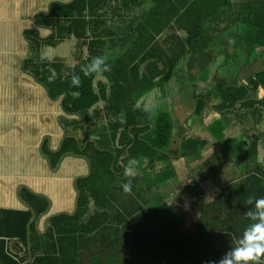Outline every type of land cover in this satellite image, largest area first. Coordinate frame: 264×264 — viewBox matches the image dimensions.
Here are the masks:
<instances>
[{
  "label": "trees",
  "instance_id": "trees-1",
  "mask_svg": "<svg viewBox=\"0 0 264 264\" xmlns=\"http://www.w3.org/2000/svg\"><path fill=\"white\" fill-rule=\"evenodd\" d=\"M36 1L33 7L21 0L19 14L20 19L29 16L35 29L26 30L22 37H4L1 50L12 53L15 50L3 44L20 42V53L25 56L23 72L44 88L49 100L59 98L58 112L33 116L32 124L24 129L31 137L26 142L28 145L0 147V264H21L28 259L27 225L32 213L17 199L16 190L22 185L31 192L22 188L20 197L36 216L48 208V201L37 194L52 203L49 212L40 217V232L44 231L47 218L60 214L49 220L44 235L31 225V264H111L103 255L112 254L115 246L124 242L132 251H139V264H220L231 259V250L241 244L246 230L254 234L258 229L264 231L260 227L264 224V161L255 170H248L236 188L213 187V199L209 203H204L201 195L182 200L180 208L166 203L162 192L177 180V160L170 150L174 123L167 113L139 108L137 103L156 87L164 88L175 65L168 60L158 81L141 79L140 83L123 84L118 76L111 84L110 93L104 89L98 91L97 70L90 61L98 56L95 48L99 42L90 39V31L92 17L108 0H45L41 10L36 9ZM193 1L191 6L197 8L201 0ZM226 4L230 5L229 0ZM236 9L242 13L239 37L254 47L263 61L250 87L264 89V0H242ZM201 26L198 24V29L185 35L183 44L179 43L196 56L206 52L204 44L211 37L200 33ZM153 39L151 36L148 42ZM72 40L87 50L76 66L67 68L59 60L40 59L43 46L55 47ZM136 73L134 66L130 75L137 81ZM73 76L80 77L79 87L72 84ZM250 90L246 85L226 87L215 109L230 110L242 101L245 102L234 111L250 109L257 105L247 100ZM199 106L197 102L196 115ZM151 112H155L154 117ZM257 113L259 116L260 112ZM252 115L250 112L245 117ZM214 127L221 130L218 122ZM64 130L67 138L61 150L51 153L44 145L43 153L53 168L63 154L76 156L65 157L59 169L51 172L40 154V145L49 136L53 150H58ZM74 136L79 137V143ZM204 143L200 134L189 132L175 154L185 163L200 153ZM85 158L91 163L92 174L77 182L78 209L75 215L68 216L75 209L73 181L88 174ZM128 167L134 176L124 175ZM129 180L132 190L125 193L122 186ZM14 240L18 242L8 248ZM17 248L23 257L18 256ZM260 264H264V257Z\"/></svg>",
  "mask_w": 264,
  "mask_h": 264
},
{
  "label": "crops",
  "instance_id": "crops-1",
  "mask_svg": "<svg viewBox=\"0 0 264 264\" xmlns=\"http://www.w3.org/2000/svg\"><path fill=\"white\" fill-rule=\"evenodd\" d=\"M25 1L34 7L35 0ZM193 2L108 0L92 17L90 39L101 43H97L95 50L100 57L112 58L96 69L95 87L110 93L111 84L118 76H121L118 81L123 84L140 83L141 79L158 81L166 69L164 64L171 61L176 69L165 87H156L144 94L137 107L158 106L170 112L174 123L172 141L179 137V147L189 132L204 137L205 143L197 156L189 157L185 163L180 155L176 157L177 178H181V174L183 178L196 180L211 189L236 188L248 170H255L264 161V89L252 90L250 87V81L261 71L263 61L256 49L239 37L242 26L238 22L242 13L236 12V6L242 4V0H229V6L226 0H201L197 8L191 6ZM44 4L45 0H37L36 9L41 10ZM20 8L21 0H0V147L28 145L26 142H30L31 137L24 129L32 124L33 116L58 112L59 98L49 100L44 88L23 72L25 56L20 53V42L3 44V47H12L15 50L12 53L1 50L4 37H22L26 30L35 29L29 16L20 19ZM198 24H202L200 33L211 37L204 44L206 52L196 56L188 53L185 47L181 48L179 43L183 44L184 36L194 33ZM146 36L149 39L154 36L153 41L148 44ZM51 50L55 51L54 57L50 56ZM86 55V48L79 47L75 40L64 41L55 47L43 46L39 51L42 61L59 60L67 68L76 66ZM106 64L110 71L104 70ZM180 64L183 71H177ZM134 66H137V81L130 75ZM240 85L249 86L247 100L257 105L235 112L245 102L242 101L233 109L217 111L215 107L221 102L222 90ZM197 102L200 103L198 115ZM256 111L260 112L259 116ZM228 112L230 114L226 115ZM250 112L253 115L245 117ZM216 122L222 131L214 127ZM44 145L48 149L47 143ZM50 149L53 150L51 138ZM17 242L12 241L8 248ZM28 246L27 242V250ZM15 251L23 257L21 249ZM28 260L29 256L21 264H27Z\"/></svg>",
  "mask_w": 264,
  "mask_h": 264
},
{
  "label": "rangeland",
  "instance_id": "rangeland-1",
  "mask_svg": "<svg viewBox=\"0 0 264 264\" xmlns=\"http://www.w3.org/2000/svg\"><path fill=\"white\" fill-rule=\"evenodd\" d=\"M237 10L238 9H236V12H238ZM148 36H146V38H147V43L149 44V42H148L149 37ZM54 54H55V51L51 50L50 56L54 57ZM111 59H112L111 57H105V60H111ZM181 65L182 64L179 65L177 71L178 70H181V71L184 70V68L181 67ZM225 66H224V68H225ZM228 68H231V66L228 65ZM184 75L186 76V74H184ZM176 77H177V74L174 76V78H176ZM210 87H211V85H210ZM147 110H155V112H157L158 110L166 111V109L162 110L158 106H153ZM155 112L150 113L152 117L155 116ZM167 112L168 111H166L165 113H167ZM167 114L172 118V115L170 112H168ZM179 141H180L179 137L175 138L172 141V147L170 149L172 152L171 154L174 157L178 156L175 154V151L179 147ZM182 166H185V164H182ZM180 176H181V178H177V180L173 181V182H175V184L172 183L170 188H168L167 190H164L162 192L164 199H165L166 203L168 204V206H176V207L180 208L181 207L180 203L182 200H184L186 198H190L191 196L194 197L197 195H201L204 198L203 199L204 203L211 202V200L213 199V194L211 192L210 186H204V184H202V183L199 184L198 182L196 183L195 182L196 180L193 181L192 179L189 181V179L187 180L186 178H183V176L181 174H180ZM190 183H192L193 186ZM160 223H162V221H160ZM188 236L192 237V235H188ZM122 240H124V239H122ZM131 249L132 248H130L128 246V244L126 242H124V245H121V246L116 245L115 246V252H112V254L106 252V254L103 255V253H102V255L105 256V258H108L109 263H111V264H133V263L139 264V261L137 260L138 256L140 255L139 251H137V249L132 251ZM160 250H162V248ZM113 253H116L117 256H116V254H113Z\"/></svg>",
  "mask_w": 264,
  "mask_h": 264
},
{
  "label": "clouds",
  "instance_id": "clouds-1",
  "mask_svg": "<svg viewBox=\"0 0 264 264\" xmlns=\"http://www.w3.org/2000/svg\"><path fill=\"white\" fill-rule=\"evenodd\" d=\"M91 62V67L93 69H99L100 65L105 64V58L97 56L93 57ZM105 71H110V66L106 64L104 69ZM99 76V75H98ZM72 84L76 87L80 85V77L73 76ZM135 163V162H133ZM125 176L132 175L133 172L131 167L125 169ZM123 191L125 193H129L132 190L131 180L127 183L123 184ZM261 229L264 230V224H262ZM251 237V239H249ZM231 259H225L220 262V264H260L261 258L264 257V231L252 233L249 230H246V235L244 239L241 241V244L232 249L230 254Z\"/></svg>",
  "mask_w": 264,
  "mask_h": 264
},
{
  "label": "water",
  "instance_id": "water-1",
  "mask_svg": "<svg viewBox=\"0 0 264 264\" xmlns=\"http://www.w3.org/2000/svg\"><path fill=\"white\" fill-rule=\"evenodd\" d=\"M239 103H241V102H238V103L234 106V108H235ZM66 138H67V134H66V131L64 130V137H63V139H62V141H61L60 147H59L58 150H56V151L50 149V137H48V136L45 137V138L43 139L42 143H41V146H40V153H41V155L46 159L47 164H48V167H49L50 171H52V172H56V171L59 169L60 164H61L62 160H63L65 157H67V156H76V155H74V154H72V153H66V154H63V155L61 156V158H60V160H59V162H58L56 168H53L51 161L48 159L47 156L44 155L42 148H43L44 144L47 143L48 149H49V151H50L51 153H58V152L61 150V148H62V146H63L64 141L66 140ZM74 139L79 143V137H78V136H74ZM91 141L93 142V140H91ZM132 145H133V144H132ZM132 145H131V146H132ZM131 146H130V147H131ZM130 147H129V148H130ZM129 148H128V149H129ZM128 149L126 150V154H125V157H124V158H126V156L128 155ZM78 157H79V156H78ZM85 160L87 161V164H88V174H87V176H85V177H79V178H76V179L73 181V188H74L75 193H76V198H75V209H74V211H73L72 214H66V215H68V216H73V215H75V213H76V211H77V209H78L79 199H80V192H79V190H78V188H77V182H78L79 180H81V179H87V178H89V177L91 176V174H92L91 163H90V161H89L87 158H85ZM121 160H122V159H121ZM121 160H120V161H121ZM21 188H26V189H27L28 191H30V192H31V190H30L29 188H27L26 186H20V187L18 188L17 192H16V196H17L18 201H19L23 206L29 208V210H30L31 213H32V218H31L30 222H29L28 225H27V242H28V245H29V244H30V235H31V234H30V227H31V225L34 224V226H35V228H36V231H37L39 234H43V235H44V234H46V232H47V227H48V222H49V220H50L52 217L59 216L60 214H58V215H54V216H52V217L47 218V219L45 220V222H44V231H43V232H39V220H40V217L43 216V215H46V214L49 212L52 203H51L50 199H48V198L45 197L44 195L37 194V196L42 197V198H45V199L48 201V208H47L46 212L43 213L41 216L38 217V216H36V214L34 213V211H33V210H32V209H31V208H30V207H29V206H28V205H27L22 199H21V197H20V193H19V191H20ZM28 256H29V260H28V263H27V264H29V263L31 262V260H32V253H31V249H30L29 246H28Z\"/></svg>",
  "mask_w": 264,
  "mask_h": 264
}]
</instances>
